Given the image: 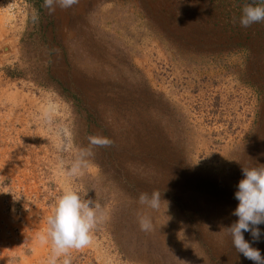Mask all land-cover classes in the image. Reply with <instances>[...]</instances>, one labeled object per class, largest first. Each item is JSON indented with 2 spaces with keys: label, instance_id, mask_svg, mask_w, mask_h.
Returning a JSON list of instances; mask_svg holds the SVG:
<instances>
[{
  "label": "rangeland",
  "instance_id": "obj_1",
  "mask_svg": "<svg viewBox=\"0 0 264 264\" xmlns=\"http://www.w3.org/2000/svg\"><path fill=\"white\" fill-rule=\"evenodd\" d=\"M31 1L24 24L0 10V264H47L37 237L66 188L109 215L72 264H253L223 229L242 168L264 167V23L239 24L252 0ZM85 149L83 175L59 174ZM251 246L264 255V236Z\"/></svg>",
  "mask_w": 264,
  "mask_h": 264
},
{
  "label": "clouds",
  "instance_id": "obj_2",
  "mask_svg": "<svg viewBox=\"0 0 264 264\" xmlns=\"http://www.w3.org/2000/svg\"><path fill=\"white\" fill-rule=\"evenodd\" d=\"M77 2L78 0H45V7L50 11H54L57 5L68 9ZM257 23H264V0L245 3L241 10L239 18L241 27L248 28ZM52 112L51 106L44 109L43 119L46 123L51 122ZM57 135L64 137L58 146L60 151H69L72 147L68 140L69 131L63 129ZM89 140L90 144L96 147H109L113 144V141L106 137L93 136L89 137ZM92 156L91 149L81 150L68 167H65L63 159H59L57 162L59 174L67 177L83 175L85 170L92 166L90 160ZM242 174L243 179L238 182L237 191L234 193L238 205L232 213L238 219L223 229L231 236L232 244L239 254L253 264H264V255L259 249L251 246L252 243L260 242L264 236V232L258 227L264 224V167L242 168ZM85 197L72 188H66L58 198L53 214L47 218V229L37 237L41 245L51 244L52 254L47 264H72L70 251L91 246L94 232L109 219L107 210L100 203ZM137 202L145 209L137 217L140 230L150 232L153 223L147 210L156 211L160 208L161 194L159 191L150 194L144 192L139 195ZM246 232L250 233L251 242L245 239Z\"/></svg>",
  "mask_w": 264,
  "mask_h": 264
},
{
  "label": "built area",
  "instance_id": "obj_3",
  "mask_svg": "<svg viewBox=\"0 0 264 264\" xmlns=\"http://www.w3.org/2000/svg\"><path fill=\"white\" fill-rule=\"evenodd\" d=\"M0 3V10L9 14L13 20L17 22L25 23L24 18H27L29 14V0H3Z\"/></svg>",
  "mask_w": 264,
  "mask_h": 264
},
{
  "label": "crops",
  "instance_id": "obj_4",
  "mask_svg": "<svg viewBox=\"0 0 264 264\" xmlns=\"http://www.w3.org/2000/svg\"><path fill=\"white\" fill-rule=\"evenodd\" d=\"M29 4H30V11H31V8H32V4H33V2L30 1Z\"/></svg>",
  "mask_w": 264,
  "mask_h": 264
}]
</instances>
